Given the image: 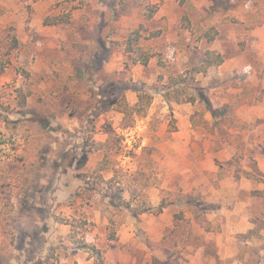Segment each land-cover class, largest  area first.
<instances>
[{
    "label": "rangeland",
    "instance_id": "obj_1",
    "mask_svg": "<svg viewBox=\"0 0 264 264\" xmlns=\"http://www.w3.org/2000/svg\"><path fill=\"white\" fill-rule=\"evenodd\" d=\"M140 25L145 66L123 51ZM207 50L222 64L194 73ZM138 94L144 116L112 109ZM261 190L264 0H0V264H264Z\"/></svg>",
    "mask_w": 264,
    "mask_h": 264
},
{
    "label": "trees",
    "instance_id": "obj_2",
    "mask_svg": "<svg viewBox=\"0 0 264 264\" xmlns=\"http://www.w3.org/2000/svg\"><path fill=\"white\" fill-rule=\"evenodd\" d=\"M183 3V0H180V4ZM156 8L153 6H147L146 7V19H151L152 15L154 14ZM185 27H187V18L184 16L183 20ZM46 25H68L70 23V14H62L58 15L52 18H48L45 21ZM145 30L143 29V26H138V28L132 30L126 39L123 41V51L131 56L132 63L133 64H140V65H147L149 61L154 57V54H152L149 49L146 47H143L140 45V41L143 38V32ZM159 34V32H153L150 37H155ZM217 35V32L213 27L205 30L202 34V37L208 41L211 42L215 39ZM223 62V57L221 54L216 53L214 51L207 50L203 53L202 61L198 66H195L192 71L194 73H206V71L215 66L221 65ZM187 77L176 75L171 76L169 78V85H170V99L177 103L182 102H192L193 96L188 94L187 92V86H185V83L187 81ZM150 103V99L146 94H138V100L137 103L133 106H129L126 103L125 98L122 96L115 101H112V109L120 114H122L124 117H128L132 114L144 116L146 113V109ZM94 151H100L101 147H103V143L101 142H92ZM104 158L98 162L97 167L98 171H105L108 169V161ZM253 195H255L257 198H261L264 200V190L261 191H254L252 192ZM150 208H145L146 211ZM162 210V207L159 206L156 209V213L159 214ZM60 223L64 224L69 227V233L67 235L68 240L73 244L75 249L88 251L93 256H95L98 259V263L102 262V254L101 252L96 249L94 246L89 245L86 243L84 239V231L82 229H85L87 222L85 220L70 217L69 219H60ZM109 229V228H108ZM80 235V236H79ZM108 240H114L115 239V233L113 230L108 231ZM53 248L48 249V254L45 256L44 261L42 264H53L51 262V259L53 257Z\"/></svg>",
    "mask_w": 264,
    "mask_h": 264
}]
</instances>
